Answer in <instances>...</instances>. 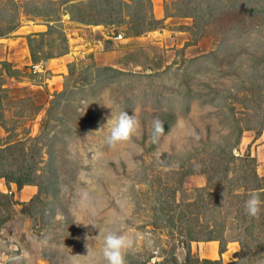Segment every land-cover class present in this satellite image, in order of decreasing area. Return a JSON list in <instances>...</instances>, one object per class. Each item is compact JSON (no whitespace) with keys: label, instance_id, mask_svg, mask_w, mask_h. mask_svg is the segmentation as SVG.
<instances>
[{"label":"rangeland","instance_id":"obj_1","mask_svg":"<svg viewBox=\"0 0 264 264\" xmlns=\"http://www.w3.org/2000/svg\"><path fill=\"white\" fill-rule=\"evenodd\" d=\"M263 130L264 0H0V264H104L100 230L127 264H264L230 157Z\"/></svg>","mask_w":264,"mask_h":264},{"label":"clouds","instance_id":"obj_2","mask_svg":"<svg viewBox=\"0 0 264 264\" xmlns=\"http://www.w3.org/2000/svg\"><path fill=\"white\" fill-rule=\"evenodd\" d=\"M105 126H108L106 143L115 147L118 144L131 141L140 130L141 122L134 110L132 115H129L126 111H120L116 115L111 112ZM164 133V121L158 117L155 118L152 124L151 141L156 143ZM262 204H264V201L261 200V194L257 191L250 192L244 204L245 214L251 218H258L261 214ZM94 226L96 227V225ZM100 236L103 238L101 253L104 264H127L126 255L128 250L134 247V239L128 234L116 231L104 232L100 230L97 237ZM150 243L151 241H149ZM24 255L10 257L9 260L20 262L23 260Z\"/></svg>","mask_w":264,"mask_h":264},{"label":"trees","instance_id":"obj_3","mask_svg":"<svg viewBox=\"0 0 264 264\" xmlns=\"http://www.w3.org/2000/svg\"><path fill=\"white\" fill-rule=\"evenodd\" d=\"M61 54V53H60ZM240 131H242V129L240 128L239 129ZM230 157L233 159H235V161H236V159H238V158H240V160L243 162V164L244 163H247V164H253L252 165V167H253V175H254V177L256 178V180H257V182H256V184H254V186H252V188L250 189V190H253V191H264V177L263 176H259L258 175V173L256 172V169L254 168V166L256 167V165H257V163H256V159L254 158V157H252L251 156V154L249 153V152H247V154L246 155H244V156H240V157H238V156H234V155H232L231 153H230ZM215 163V162H214ZM216 163H221V161L219 162V159L216 161ZM244 165H246V164H244ZM207 175V181H208V184H210V182H211V180H212V175L210 174V173H207L206 174ZM15 182H17V181H15ZM20 181H18L17 182V184L18 185H20ZM242 211V210H241ZM212 239H217L216 238V236H210V237H207L206 238V240H212ZM190 240H196V238H191ZM223 249L224 248H221V250L223 251ZM202 263H208V264H216V263H218L219 264V262L218 261H211V260H204V261H202ZM182 264H189V261L187 260V261H185L184 263H182ZM192 264H201V262H194V263H192ZM228 264H240V263H238V262H236V263H228ZM242 264V263H241Z\"/></svg>","mask_w":264,"mask_h":264},{"label":"crops","instance_id":"obj_4","mask_svg":"<svg viewBox=\"0 0 264 264\" xmlns=\"http://www.w3.org/2000/svg\"><path fill=\"white\" fill-rule=\"evenodd\" d=\"M244 148L256 159V172L264 176V130L257 137H250Z\"/></svg>","mask_w":264,"mask_h":264},{"label":"built area","instance_id":"obj_5","mask_svg":"<svg viewBox=\"0 0 264 264\" xmlns=\"http://www.w3.org/2000/svg\"><path fill=\"white\" fill-rule=\"evenodd\" d=\"M117 38L121 39L123 38L121 34H118Z\"/></svg>","mask_w":264,"mask_h":264}]
</instances>
